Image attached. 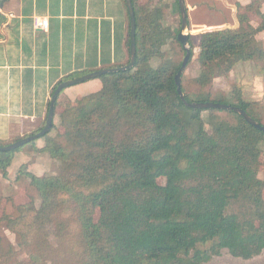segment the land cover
<instances>
[{"label": "trees", "instance_id": "16d2710c", "mask_svg": "<svg viewBox=\"0 0 264 264\" xmlns=\"http://www.w3.org/2000/svg\"><path fill=\"white\" fill-rule=\"evenodd\" d=\"M133 2L136 64L102 75L99 91L62 109L59 125L69 147L50 137L54 117L39 150L63 160V169L57 176L27 172L40 205L32 198L17 205V218L6 219L28 260L6 249L0 235V264H207L225 249L245 260L264 251V131L234 110L220 109L236 115V122L212 114L207 123L203 112L218 108L187 106L175 82L181 65L165 59L164 46L178 35L162 7ZM237 5L239 27L201 35V86L241 61L264 60L257 38L264 31L261 0ZM5 19L0 13V37ZM155 58L163 61L154 66ZM240 89L232 93L237 103L209 94L201 101L238 105L261 122ZM17 150L0 151L4 176ZM51 226L58 246L49 240Z\"/></svg>", "mask_w": 264, "mask_h": 264}, {"label": "crops", "instance_id": "0c3cea01", "mask_svg": "<svg viewBox=\"0 0 264 264\" xmlns=\"http://www.w3.org/2000/svg\"><path fill=\"white\" fill-rule=\"evenodd\" d=\"M137 1L150 10L164 8L161 0ZM0 13L6 17L0 37V141L5 144L44 128L53 89L68 76L130 62L127 0H0ZM38 16L49 19L47 30L36 26ZM100 81L83 85L92 90Z\"/></svg>", "mask_w": 264, "mask_h": 264}, {"label": "rangeland", "instance_id": "374dc122", "mask_svg": "<svg viewBox=\"0 0 264 264\" xmlns=\"http://www.w3.org/2000/svg\"><path fill=\"white\" fill-rule=\"evenodd\" d=\"M253 0H185L189 26L187 28L190 33V47L193 45L192 57L182 73V88L196 101L204 100L209 94V99L213 100L218 96H228L237 103L234 95L238 87L242 91L244 99L254 102L253 108L256 117L261 119L264 124V60L241 61L229 73L216 77L213 82L207 86H201L197 82V77L201 71L199 62L200 39L205 31L237 28L239 27L238 19V3L247 5ZM179 0H161L160 4L164 8L165 23L170 26L174 33L178 35L182 26L181 11H178ZM180 5V4H179ZM261 9L264 11V0H261ZM181 10V9H180ZM251 23L258 26L260 18L255 11L249 12ZM258 40L264 47V31L257 36ZM165 59H170L176 66L182 64L186 50L175 36L168 40L164 46ZM163 60L155 58L151 64L158 66ZM100 86H91L92 90L84 87V83H78L68 86L61 94L57 103L55 123L56 127L51 131L52 137L57 143L69 147L64 136V128L59 125V114L66 105H70L77 98L92 92L99 91L102 87V79ZM69 88V89H68ZM85 88V89H84ZM68 89V90H66ZM82 89V90H81ZM233 93V94H232ZM233 96V97H232ZM217 115L219 118L236 122V115L225 110H205L203 117L209 122V116ZM207 129L211 126L207 124ZM34 143H27L14 152V160L8 168L7 176H4L0 170V235L3 239V245L6 249L14 248L21 254L18 256L21 260H28V253L23 252L21 247L20 235L12 231L8 227L7 217L17 218L20 213L17 205L28 203L32 198L35 199L37 205H40L41 199L36 188L32 185L31 179L27 172H32L38 176H57L61 173L64 162L61 159L53 158L50 153L42 152L39 148L46 145V137H39ZM0 144L5 142L0 141ZM264 147V145H263ZM264 160V153L261 156ZM260 177L264 179V170L261 171ZM161 183H165V179H160ZM98 217V215H97ZM49 240L54 246H58V239L55 236V228L49 229ZM49 264H52L51 262ZM67 264V263H63ZM207 264H264V251L255 258L245 260L232 256L228 250H223L221 255L214 257Z\"/></svg>", "mask_w": 264, "mask_h": 264}, {"label": "water", "instance_id": "95a60500", "mask_svg": "<svg viewBox=\"0 0 264 264\" xmlns=\"http://www.w3.org/2000/svg\"><path fill=\"white\" fill-rule=\"evenodd\" d=\"M128 6H129V11H130V16H131V58L130 62L125 65V66H120V67H114V68H105V69H100L96 70L93 72H90L88 74H84L79 77L67 79L63 82H61L54 93L52 94L51 102H50V107H49V113H48V118L46 125L42 130H40L37 133L28 135L26 137L21 138L20 140H17L11 144L8 145H2L0 146V151L2 152H9L15 149L20 148L21 146L30 143L31 141L36 140L39 137L44 136L46 133H48L54 124V117H55V103L58 99L59 94L68 86L75 85L78 83H82L94 78H99L104 74L114 72V71H120V70H125L128 68H132L137 61V16H136V10H135V5L133 0H127ZM180 4V11H181V16H182V26L181 30L178 33V40L179 42L183 45V47L186 50V56L177 72L175 75V82L177 85V90L178 93L180 94L182 100L185 102L187 106L193 107V108H218V109H225V110H234L241 116H243L249 123L254 125L255 127L261 129L264 131V124L257 121L255 118H253L245 109L238 105H231V104H225L221 102H213V101H188L185 98V94L183 92L182 88V73L185 70L188 62L190 61L192 57V50L190 47V33L186 32L187 28L189 26L188 22V12H187V7L185 0H179Z\"/></svg>", "mask_w": 264, "mask_h": 264}, {"label": "built area", "instance_id": "2783aa9c", "mask_svg": "<svg viewBox=\"0 0 264 264\" xmlns=\"http://www.w3.org/2000/svg\"><path fill=\"white\" fill-rule=\"evenodd\" d=\"M37 27L47 30L49 28V19L47 17L38 16L35 19Z\"/></svg>", "mask_w": 264, "mask_h": 264}]
</instances>
